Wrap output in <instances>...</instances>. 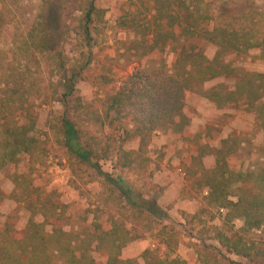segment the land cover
Returning <instances> with one entry per match:
<instances>
[{
    "label": "trees",
    "instance_id": "16d2710c",
    "mask_svg": "<svg viewBox=\"0 0 264 264\" xmlns=\"http://www.w3.org/2000/svg\"><path fill=\"white\" fill-rule=\"evenodd\" d=\"M24 1L0 0V175L14 186L12 195L0 193V202L23 203L31 216L19 236L12 235L9 225H0V264H99L93 251L105 254L106 264H136L122 259V251L153 235L158 226L156 237L166 255L160 258L146 250L145 264H188L177 255L175 229L157 223L162 213L157 201H145L121 173H147L151 163L147 150L158 133L169 132L188 142L190 109L203 99L229 110L245 98L246 112L257 118L264 132V93L247 74L241 73L234 90L203 89L235 72L224 62L226 55L263 51L264 11L255 0H137L130 9L113 5V0H39L37 13L28 15ZM108 11L118 30L136 35V40L120 44L138 58L140 70L100 97L99 111L86 112L85 122L97 126L91 132L73 121L68 111L74 98L75 108H94L81 103L77 85L91 77L92 49L104 33ZM73 41L83 49L74 60L65 52V45ZM211 46L217 50L212 60L206 55ZM169 47L176 54L170 71L164 60ZM153 57L160 60L158 68L149 66ZM99 78L97 87L107 84L108 78ZM53 104H60L64 114L49 125L50 133L38 135L37 110ZM134 140L137 150H127L125 146ZM242 145L235 136L222 140L213 153L212 169L202 161L210 150L199 147L188 167L192 183L184 196L200 201L192 219L213 210L226 211L221 226L214 229V240L227 254L264 261V149L262 161L246 170L249 152ZM53 146L67 160L71 185L89 201L93 222L80 233H68L57 225L47 229L52 221L60 223L69 210L55 195H43L41 180L34 176ZM102 162L114 163L112 173L102 170ZM215 260L240 264L225 255L220 262Z\"/></svg>",
    "mask_w": 264,
    "mask_h": 264
},
{
    "label": "rangeland",
    "instance_id": "374dc122",
    "mask_svg": "<svg viewBox=\"0 0 264 264\" xmlns=\"http://www.w3.org/2000/svg\"><path fill=\"white\" fill-rule=\"evenodd\" d=\"M112 3L115 6L130 9L129 7L134 5L133 3L137 4V0H113ZM255 3L258 9L264 11V0H255ZM39 4V0H25L23 2L28 15H35ZM104 5L108 7L105 3ZM110 14L111 12L109 11L106 13L104 24H102L104 33L97 38V43L92 49L94 60L88 70L91 80L88 78L78 82L77 85V97L81 103L84 106L90 105L94 108L88 111L78 108V106L75 108V98L69 104V117L91 132H96L97 126L85 122L87 119L86 112L99 111L101 104L98 99L117 89L126 77L140 70L138 58L127 51V46L120 44V41L130 43L136 40V35L129 31L118 30L115 22L110 18ZM82 50L81 43L78 41L65 45V52L72 60L77 59ZM216 53V48L211 46L207 49L206 55L212 60ZM164 58L168 71H170L176 60V54L171 47L167 49ZM224 62L231 65L235 72L227 77L208 82L203 86L204 90L218 86H225L229 90H234L241 73H243L247 74L256 85L260 86L261 94L264 93V49L263 51L254 49L248 54L241 56L230 53L224 57ZM159 65L160 60L157 57L150 58V68H158ZM99 77L108 78L107 84L97 87L95 83L97 82V85H99L101 80ZM261 103L264 104V98ZM246 106V99L241 98L236 108L224 110L234 111L228 114L222 113V110L217 109L212 102L203 99L198 106L190 109L192 122L188 142L174 139L169 132L158 133L152 138L147 150V157L151 161L147 173L145 175L134 171L121 173L126 181L144 195L145 201L152 199L157 201L162 212L158 217L157 223L158 225L175 229L179 243L177 255L187 261L188 264H220L215 259L220 262V257L223 255L231 261L240 264H264V261L251 262L241 257L229 255L214 240V229L221 226L226 211L221 213V210H213L211 214L202 216L201 219H192V216L174 209L177 201L170 202L167 200V204L159 205V201L164 200L166 194V188L161 186V180H164L161 176H163L164 171L171 174H169V186L174 190L176 188V179L182 178L178 175V168H176L179 164L182 171L186 174V177L182 178L180 200L197 202L201 208L200 201L184 196L192 183L188 167L192 165V154L197 153L196 151L199 147H207L210 150L205 153L202 159L206 169H212L215 166L213 153L221 147L222 140L231 136L238 137L243 143L242 146L249 152L245 162L246 170L254 169L262 161L264 132L260 129L257 118L246 112ZM64 111L60 104L40 107L37 110V134L48 133L50 130L49 125L55 121L56 117L62 116ZM235 119L237 120L236 122ZM51 138L53 140L52 134ZM125 148L127 150H137L138 140L127 144ZM101 165L104 172L112 173L114 163L102 162ZM162 166L165 169H162ZM34 176L36 179L41 180L43 195H55L61 204L69 207L60 223L50 222L47 227L49 231H51L52 226L57 225L62 227L64 231L75 234L91 227L93 215L88 210L89 201L87 202L71 185L72 174L70 167L57 146L51 148L50 157L46 164L36 167ZM13 192L14 186L11 180L1 174L0 193L7 197L12 195ZM142 203L144 201H141ZM30 216V212L23 203H18L13 199L0 202V225H9L12 228L13 236H19L25 232ZM35 220L42 222L40 217ZM235 225L239 228L241 222L237 221ZM160 227L156 228L153 235H148L145 239L137 240L128 245L122 251L121 258L124 260L132 259L136 264H145L142 254L146 250L154 251L160 258H164L167 250L160 243V239L156 237ZM91 254L99 264H106L107 257L105 254L97 251H93Z\"/></svg>",
    "mask_w": 264,
    "mask_h": 264
},
{
    "label": "crops",
    "instance_id": "0c3cea01",
    "mask_svg": "<svg viewBox=\"0 0 264 264\" xmlns=\"http://www.w3.org/2000/svg\"><path fill=\"white\" fill-rule=\"evenodd\" d=\"M234 111L233 110H230V111H224L222 110V113H233ZM237 120L235 119V122ZM206 164V167H207V163L205 162ZM205 166V165H204ZM162 169H165L164 166L161 167ZM176 168H180V165L178 164L176 166ZM182 169V168H181ZM166 171L163 172V176H161L162 178H164V180H161V186L165 187V198L164 200H160L159 201V205L163 206L165 204H167V200L170 201V202H176L175 204V207L174 209L176 211L180 210L182 211L184 214L186 215H190V216H193L195 215L199 210H200V205L197 203V202H191L189 200H180V196L182 194V178H185V177H182L180 174H178L179 176H181L182 178H177L175 183H176V188L173 190L169 185V181H170V176H169V172L168 173H165ZM171 175V174H170ZM181 179V180H180Z\"/></svg>",
    "mask_w": 264,
    "mask_h": 264
},
{
    "label": "built area",
    "instance_id": "2783aa9c",
    "mask_svg": "<svg viewBox=\"0 0 264 264\" xmlns=\"http://www.w3.org/2000/svg\"><path fill=\"white\" fill-rule=\"evenodd\" d=\"M177 172H178L182 177H186V174L182 171L181 168H178V169H177ZM220 212L223 213L224 210H221Z\"/></svg>",
    "mask_w": 264,
    "mask_h": 264
}]
</instances>
